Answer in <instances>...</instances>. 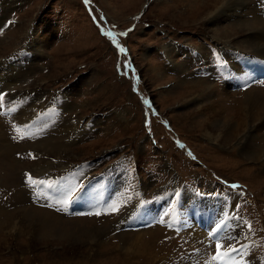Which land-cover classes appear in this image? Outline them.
<instances>
[{"label":"rangeland","instance_id":"374dc122","mask_svg":"<svg viewBox=\"0 0 264 264\" xmlns=\"http://www.w3.org/2000/svg\"><path fill=\"white\" fill-rule=\"evenodd\" d=\"M211 1L0 0V264H212L209 229L226 198L242 219L227 214L219 234L241 219L252 237L245 264H264V128L254 130L264 79L240 88L227 57L238 50L253 61L256 46L239 41L246 32L237 21L264 23V0L208 20ZM245 117L251 126L239 134ZM252 151L257 158H247ZM103 172L114 185L107 199L94 178ZM28 174L60 181L63 192L30 189ZM68 189L75 206L58 202ZM190 189L196 198L184 197ZM211 189L228 193L224 202L213 196V211L212 198L195 191ZM180 198L182 209L191 199L209 205L197 209L201 219L192 207L204 234L171 222ZM117 205V213L79 214Z\"/></svg>","mask_w":264,"mask_h":264},{"label":"bare ground","instance_id":"6f19581e","mask_svg":"<svg viewBox=\"0 0 264 264\" xmlns=\"http://www.w3.org/2000/svg\"><path fill=\"white\" fill-rule=\"evenodd\" d=\"M210 1V0H209ZM260 1H263V0H260ZM227 3V5H226V7L227 8H230L229 10H231V12L229 13V10H225V11H223L222 10V7H220V5L221 4H226ZM209 5H211L210 7H209V10H208V12H207V14H205V16H206V18L205 19H212L214 16H217V14L218 15H220L219 14V12L221 13V12H223V13H227L228 15H229V17L231 18L233 15L231 14L232 12H236V10H237V8L238 7H244V6H249V4H248V1L246 2V0H212L211 2H210V4ZM244 9V8H243ZM239 10V9H238ZM218 11V12H217ZM237 16H238V14H236ZM215 19V18H214ZM238 19V18H237ZM257 20H258V25H259V27H260V29H256V28H254V26H256V25H254L256 22H257ZM239 24H240V26L241 27H245V32H246V35H245V37H243L241 40H239V41H242V42H245L247 45L248 44H250L251 45V47H254V46H256L253 50L254 51H256V52H254V55H257V56H259V57H261V58H264V42L262 43V42H260L259 41V39H257L258 37H255V34H256V32L258 31H261V30H263L264 31V28H262V27H264V23L262 22H260V19H258V17H256V18H254L253 20H251V21H249V20H244V19H242V18H240L239 19V21H237ZM236 22V23H237ZM223 25V24H222ZM239 27V26H238ZM223 28V27H222ZM240 28V27H239ZM217 30V29H216ZM219 30V29H218ZM224 30V29H223ZM243 30V29H242ZM15 31V30H14ZM225 31L227 32V34L230 32V30H227L226 28H225ZM231 31H233V29H231ZM262 31V32H263ZM260 34V33H259ZM261 37V36H260ZM263 39V38H262ZM235 41V40H234ZM39 43H41V42H39ZM206 43V46H208V44H207V42H205ZM193 45L195 46V47H197V44H194L193 43ZM244 46V45H243ZM38 47H40V46H38ZM193 47V46H192ZM195 47H193L192 49L194 50V52H196L197 53V48H195ZM210 47V46H209ZM242 47V46H241ZM40 49V48H39ZM243 52H240V51H236L235 53H232V54H229V55H227V57L228 58H234L235 59V64H236V66L238 67L239 66V68L238 69H240V71L238 70L237 71V68H236V66L235 65H233V64H231L232 65V68L234 69V73H236L237 75H239V76H242V77H247V78H249L248 77V75H249V72L241 65V63L238 61V60H236V54H238V56L239 55H241ZM1 54V53H0ZM13 59H16V58H14V57H12V58H10L9 59V65H7L6 67H9V66H12L13 64H14V62H13ZM18 59V58H17ZM229 60V59H228ZM230 62H231V60H229ZM168 63V62H167ZM232 63V62H231ZM199 82H201V81H203V80H201V79H197ZM189 83L191 84V85H189V84H187V85H185L186 86V88H187V86H188V88H190L189 86H194V85H197V86H199V87H203V86H201L200 84H198V83H196V84H193L191 81H189ZM224 85L226 86V88L228 89V90H232L231 88L233 87V82H231V81H225L224 82ZM252 85H254V84H251L250 86H252ZM213 86V85H212ZM249 87V86H248ZM210 88V87H209ZM200 89V88H199ZM204 88H202V90H203ZM246 89V88H245ZM244 89V90H245ZM194 90V88L193 89H191L188 93H193V95L195 94V92H192ZM240 90V89H239ZM201 91V90H200ZM241 91V90H240ZM202 94H204V92L202 93ZM245 95V94H244ZM196 96V95H195ZM204 97H206V98H209V95L207 94V93H205L204 94ZM203 97V98H204ZM201 99V96H198V100H200ZM241 103V102H240ZM251 103V102H250ZM253 103V102H252ZM256 103V102H255ZM215 101L213 102V100L210 102V105H212V107L213 108H216L215 107ZM210 105H208V104H206L205 106H209L210 107ZM257 106V105H256ZM203 108H204V106H202ZM247 107V106H246ZM217 109H215V111H216ZM245 110V113H246V115H247V117L249 116V115H252L251 113H247V112H251V110L250 109H248V107H247V110L246 109H244ZM263 110V109H262ZM262 110L260 111H257L256 112V115H258V118H257V123L254 125V130L255 129H260L261 127H263L264 128V121H262V122H260V119H262V117H264V113L263 114H261V112H262ZM244 112V111H243ZM249 114V115H248ZM221 117V116H220ZM245 119H246V125H245V123L243 122V124H241L240 125V123L241 122H239V124H237L238 125V127H237V130H238V132L237 133H241V131H243V130H241L240 131V128H242L243 126H244V129L246 128H248V127H250L251 126V124H249L248 125V121L247 120H249L248 118H246L245 117ZM252 120V119H251ZM254 120V119H253ZM234 124H229V126H228V129L230 130V129H232L231 127L233 126ZM246 126V127H245ZM235 127V126H234ZM221 128V127H220ZM236 128V127H235ZM234 128V129H235ZM245 129V130H246ZM225 130V129H224ZM240 131V132H239ZM250 131V130H249ZM233 132V131H232ZM246 133H248V132H246ZM211 135V134H210ZM218 136V135H217ZM220 137V136H219ZM244 141V140H243ZM244 145V144H243ZM253 154H255V152H249L248 153V157L247 158H251L252 159V157H254L253 156ZM257 155V154H256ZM258 156H256V157H254V158H257ZM260 158V157H259ZM262 158H264V156L262 157L261 156V158L260 159H262ZM250 160V159H249ZM251 161H257V160H251ZM90 165H91V163H89ZM94 164V163H93ZM99 174V173H98ZM98 174L96 173V175H94V178H99V179H101L99 176H98ZM66 177H68V178H71L69 175H66ZM109 180L112 182V180H111V176H110V178H109ZM221 184V183H220ZM196 192H197V190H195ZM207 192H213V190L211 189V190H209V191H207ZM191 194V196H193L192 198H196V195H194L193 193H194V191H192L191 189L189 190V192L188 191H186V193H185V195H184V197H187L188 196V194ZM208 197H210V198H212V203H211V209H210V211H213L214 209H213V205L214 204H216L217 203V200L213 197V196H208ZM183 199H185V198H183ZM219 199L220 200H223V199H221V197L219 196ZM192 200V205L193 206H196V210H195V214L197 215V217L198 218H202L201 216H199L198 215V208H204V206H205V210L207 211V209H208V207H209V205H204V199H202L201 201L199 200V199H191ZM206 201H208V200H206ZM223 202H224V200H223ZM234 205H235V203H233ZM193 206H190L189 204H187V205H185L184 207H183V209H182V212H181V215H183V216H186V217H188V218H194L192 221H188L187 223L186 222H184V224L183 225H185L186 227H188L189 226V229H194V228H196L195 230H196V234H198L199 235V232H201L202 234H204V232H203V229H204V225L202 224V223H200V224H198L197 223V226H196V222H198V219H196L195 218V216H194V211L192 210V207ZM217 207H219L220 208V210L218 211V208H217V211H216V207H214L215 208V216H216V214H217V216L218 215H222V213L223 212H226V211H228L229 209H230V212L228 213V216L229 215H233L234 216V213H233V206L232 207H229V205L228 206H226V205H222V204H218V206ZM33 209H35V208H33ZM189 209V210H188ZM29 212H31L34 216H39V215H36L37 213H42L43 215L41 216L43 219H45L46 217L45 216H49V219L51 220V218L50 217H53L54 215H52V214H47V213H45V212H43V211H41V210H38V209H35V211H33V210H31V211H29ZM29 215V214H28ZM219 216V217H220ZM233 216H231V217H233ZM40 217V216H39ZM234 218V217H233ZM232 218V221L229 223V228L225 231V235L226 236H235V237H238L239 239H238V242H237V244L236 245H238V247L240 246L239 244V241H241L242 239V241L241 242H243V241H248V239H250V238H252V237H250V231H249V229H247L246 227H244L243 229H241L240 228V224L242 223V220L240 219V220H238V221H236L237 219H233ZM185 219V218H184ZM223 219V218H222ZM228 219H230V218H228ZM47 220H48V218H47ZM46 220V223H48V221ZM191 222H193V223H195L194 225L191 223ZM45 223V224H46ZM203 226L202 228H200L199 226ZM198 230H201V231H198ZM241 230H244L242 233L243 234H240V231ZM195 232V231H194ZM223 234V233H222ZM252 234L254 235V233L252 232ZM261 234V233H260ZM205 235L206 236H208V233H205ZM224 236V235H223ZM203 237V236H202ZM207 238V237H206ZM209 240V239H208ZM251 240V239H250ZM195 242V241H194ZM253 242H254V240H253ZM203 243V242H202ZM149 247V246H148ZM202 247L204 248V250H205V248L206 247H204L203 245H202ZM249 250V249H248ZM201 252L203 251V249L202 250H200ZM204 253V252H203ZM215 254H216V252H215ZM214 254V255H215ZM197 255V254H196ZM213 255V256H214ZM190 259V258H189ZM207 259V258H206ZM206 262H208V260L206 261ZM192 263V262H191ZM217 264V262H215V261H212V264Z\"/></svg>","mask_w":264,"mask_h":264},{"label":"snow or ice","instance_id":"6c2138e0","mask_svg":"<svg viewBox=\"0 0 264 264\" xmlns=\"http://www.w3.org/2000/svg\"><path fill=\"white\" fill-rule=\"evenodd\" d=\"M87 2H88V0H85V3H87ZM107 35H111V33H107ZM122 35H124V33H122ZM117 47L120 49V51H122V52L125 51V49L120 48V46L118 44H117ZM124 67L127 70L128 65L125 64ZM118 70H119V66H118ZM125 74H127V73L125 72ZM2 99H3V97H2V95H0V100H2ZM26 184L30 187V189L32 187L38 186V187L43 188L47 192H50L53 189H56L58 191L63 192V186L60 185V181L48 182V181L43 180V179L38 180L36 178H33L30 174L27 175ZM232 187L235 188L237 186L233 185ZM80 191H83V188H81ZM36 198L38 199L39 196L37 195ZM76 198H78V193L73 194L72 189H68L67 193L64 196H62L58 202L62 203V204L75 203ZM48 206L51 207L52 205L49 204ZM57 210H59V208ZM119 211H120V207L117 205V206H112L110 209V212L102 213L100 211H95V212L90 211L88 213H79V214L100 216L102 214L117 213ZM161 222H163V221H161ZM223 223H224L223 220H221L220 223L215 224V226L213 228L209 229V236L211 237V240L215 243V252H216V254L212 257V260L215 262H218V264H224V261L226 259H230L234 256L239 255L241 257V259L238 261H233V264H245V261L243 258L244 254L242 251V247L236 246L239 238L235 237V236H222L219 234L218 230L221 229V225ZM168 226L170 227L171 225H168ZM225 247H228L229 251L223 252L222 250Z\"/></svg>","mask_w":264,"mask_h":264}]
</instances>
